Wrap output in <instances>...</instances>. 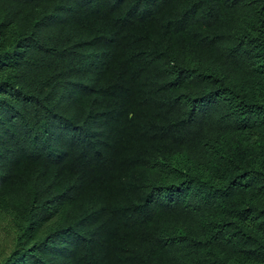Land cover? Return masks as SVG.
Returning a JSON list of instances; mask_svg holds the SVG:
<instances>
[{
	"label": "trees",
	"instance_id": "obj_1",
	"mask_svg": "<svg viewBox=\"0 0 264 264\" xmlns=\"http://www.w3.org/2000/svg\"><path fill=\"white\" fill-rule=\"evenodd\" d=\"M0 264H264V0H0Z\"/></svg>",
	"mask_w": 264,
	"mask_h": 264
}]
</instances>
